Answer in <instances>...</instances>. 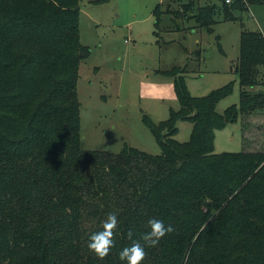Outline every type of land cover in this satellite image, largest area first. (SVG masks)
Instances as JSON below:
<instances>
[{"label":"trees","instance_id":"16d2710c","mask_svg":"<svg viewBox=\"0 0 264 264\" xmlns=\"http://www.w3.org/2000/svg\"><path fill=\"white\" fill-rule=\"evenodd\" d=\"M247 1H224V17L264 4ZM180 6L173 19L213 29L216 4ZM169 12L156 5V34ZM80 32V0H0V264H127L119 253L134 242L146 251L140 264H264V132L250 138L245 120L261 115L253 127L264 129V91H251L264 83V34L242 31L240 104L223 113L232 82L194 96L182 67L161 71L175 77L180 107L159 122L144 116L161 148L151 154L82 149L78 81L91 48ZM240 115L251 147L260 145L216 152V130ZM180 119L193 122L184 142ZM109 213L118 224L100 258L88 242ZM152 218L173 228L156 246L143 240Z\"/></svg>","mask_w":264,"mask_h":264},{"label":"rangeland","instance_id":"374dc122","mask_svg":"<svg viewBox=\"0 0 264 264\" xmlns=\"http://www.w3.org/2000/svg\"><path fill=\"white\" fill-rule=\"evenodd\" d=\"M189 1L194 9L198 5H217L211 31L197 26L194 19H173L172 10L182 9L181 3ZM224 1L80 0L81 41L91 48L90 56L80 65L78 81L83 150L119 153L130 145L151 154L161 153L143 118L148 115L159 122L180 107L175 77L161 72L175 66L182 67L181 73L194 96H204L233 83L232 92L217 103L219 112L240 104L236 64L241 54V35L243 30L264 34V4L247 3L245 10L234 9L236 19L227 20ZM159 2L163 10L168 7L171 13H163V28L156 34L153 11ZM251 91H264L263 79ZM259 117L245 118L251 124L250 138H259L257 135L264 132L253 127L261 124ZM244 122L240 115L237 121L216 130V152L253 150L260 145L251 147ZM177 126L175 137L182 142L189 140L193 122L180 119Z\"/></svg>","mask_w":264,"mask_h":264},{"label":"clouds","instance_id":"9594fccd","mask_svg":"<svg viewBox=\"0 0 264 264\" xmlns=\"http://www.w3.org/2000/svg\"><path fill=\"white\" fill-rule=\"evenodd\" d=\"M117 224V213H109L106 220L103 222V229L90 235L88 242L89 250L93 251L100 258L105 257L114 244L113 229L117 227ZM148 224L150 226V231L143 235V240L150 246L158 245L160 240L167 233L173 231L171 225H165L160 219H149ZM131 235L132 233L129 231V237H131ZM145 255V248L139 242H134L131 246L124 247L119 253L120 259L126 260L127 264H140L145 258Z\"/></svg>","mask_w":264,"mask_h":264},{"label":"built area","instance_id":"2783aa9c","mask_svg":"<svg viewBox=\"0 0 264 264\" xmlns=\"http://www.w3.org/2000/svg\"><path fill=\"white\" fill-rule=\"evenodd\" d=\"M226 1L229 2V3L231 2V0H226Z\"/></svg>","mask_w":264,"mask_h":264}]
</instances>
